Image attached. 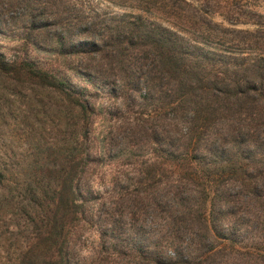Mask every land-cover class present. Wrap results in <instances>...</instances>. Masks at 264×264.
I'll return each mask as SVG.
<instances>
[{"label":"trees","instance_id":"obj_1","mask_svg":"<svg viewBox=\"0 0 264 264\" xmlns=\"http://www.w3.org/2000/svg\"><path fill=\"white\" fill-rule=\"evenodd\" d=\"M108 1L0 0V264H264V0Z\"/></svg>","mask_w":264,"mask_h":264},{"label":"rangeland","instance_id":"obj_2","mask_svg":"<svg viewBox=\"0 0 264 264\" xmlns=\"http://www.w3.org/2000/svg\"><path fill=\"white\" fill-rule=\"evenodd\" d=\"M198 1V0H196ZM218 1L219 3L223 4V0H208L207 4H203V7H206V5L209 6H215L214 2ZM83 2L85 4L90 3L91 5H93L96 9L98 10H112L115 12H120V11H140L139 9L130 6L129 4L126 5H117L115 3H111L108 0H83ZM229 2H231V0H229ZM235 2V0H234ZM252 2V1H251ZM238 3V5L243 8H246V4L251 5V3H249V0L245 1V0H237L236 4ZM133 4V3H132ZM255 5V4H254ZM255 7L258 11H261L262 13H264V3L260 4V5H256L253 6ZM16 12H14L13 14H10L11 12L7 11L4 9V7H0V49L1 50H7V48H10L14 45H17V41L16 39H14L12 36H10L11 34H13L12 32V26H10L9 22L11 20H13V18L10 17V15H14L17 13V10H15ZM142 13L146 14V15H155L154 12H145L142 11ZM212 19H214L215 21H220L222 20V18L220 17V15L216 14V13H210L209 14ZM222 24L225 26H235V27H248L251 28L253 27L250 24H231L229 22L226 21H222ZM34 53L38 56H43L45 54H43L41 51L39 50H34ZM73 79L75 81L84 83L83 79H81L80 75L75 74L73 76ZM117 106V103H113L112 99H109L108 101H104L102 105H106L107 107H109L111 110H114V106ZM95 130L99 129L98 123L96 124V127L94 128ZM120 158L117 157H113L110 160H105L104 162H115L117 160H119ZM118 162V161H117ZM110 166V165H109ZM100 184H94V189H97L99 191L100 188ZM230 189V188H229ZM140 224V230L137 231V233H135L136 237L140 238L141 241L146 244L149 243V241L152 239V235H153V228L155 227V223L154 221L150 218V214L147 211L146 215L143 216V218H141V220L138 221ZM156 222V221H155ZM243 231V230H242ZM243 233V232H242ZM242 235V234H241ZM97 231L94 228H90V229H86L83 232V236L81 238L82 242H80L79 247L80 251L82 253H89L91 248H94L95 245H97L98 242V237H97ZM168 251H165V254H167ZM164 254V253H163Z\"/></svg>","mask_w":264,"mask_h":264}]
</instances>
